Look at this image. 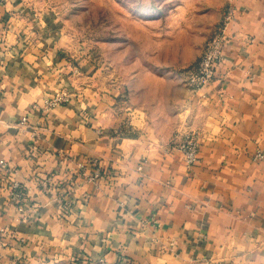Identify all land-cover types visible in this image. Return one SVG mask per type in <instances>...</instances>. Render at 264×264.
<instances>
[{"label":"crops","instance_id":"0c3cea01","mask_svg":"<svg viewBox=\"0 0 264 264\" xmlns=\"http://www.w3.org/2000/svg\"><path fill=\"white\" fill-rule=\"evenodd\" d=\"M208 10L231 18L194 90L185 59L109 68L52 10L0 0V264H264V0Z\"/></svg>","mask_w":264,"mask_h":264},{"label":"rangeland","instance_id":"374dc122","mask_svg":"<svg viewBox=\"0 0 264 264\" xmlns=\"http://www.w3.org/2000/svg\"><path fill=\"white\" fill-rule=\"evenodd\" d=\"M24 1L52 10L62 23L63 34L76 47L101 58L106 67L111 68L113 60L126 62L129 54L132 59L141 58L138 66L145 55L165 61L187 60L181 73L188 86L189 72L226 14L225 10L218 19L217 12L208 10L220 0ZM213 19L216 21L210 25Z\"/></svg>","mask_w":264,"mask_h":264},{"label":"built area","instance_id":"2783aa9c","mask_svg":"<svg viewBox=\"0 0 264 264\" xmlns=\"http://www.w3.org/2000/svg\"><path fill=\"white\" fill-rule=\"evenodd\" d=\"M231 18L230 11H227L222 25L217 29L215 34L207 41L200 59L196 66L189 72L188 84L194 90H203L211 82L214 76L215 65L223 59V46L226 42L225 27ZM203 96V95H202ZM70 94L67 90H59L52 94L46 101L45 107L51 108L59 104L68 102ZM178 148L183 153V159L187 167H191L198 161V140L193 132L185 133L182 140L178 143ZM257 158H262L263 154L257 152ZM82 167V164H80ZM99 169L95 168L92 173L87 175L89 180H95L99 176ZM13 189H17L18 185L13 182ZM13 195L18 196V193L13 191ZM66 208V207H65ZM0 239V247H1ZM9 264H19L16 260H12Z\"/></svg>","mask_w":264,"mask_h":264}]
</instances>
